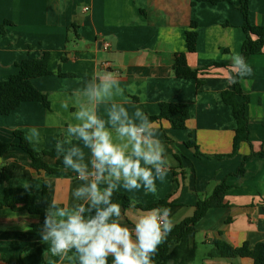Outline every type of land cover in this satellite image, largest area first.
Segmentation results:
<instances>
[{
	"label": "crops",
	"instance_id": "crops-1",
	"mask_svg": "<svg viewBox=\"0 0 264 264\" xmlns=\"http://www.w3.org/2000/svg\"><path fill=\"white\" fill-rule=\"evenodd\" d=\"M195 0H0V81L17 73V64L25 59L50 56L52 75L32 80L48 96L49 108L40 102L23 103L7 116L0 115V141L17 144L14 131L24 137L36 127L42 142L30 143L37 154L55 150L64 140V129L74 122L72 107L95 75L112 73L119 78L123 95L115 97L129 112L137 107L149 117L160 113L161 103H184L190 118L186 130H176L167 120L154 121L159 138L167 147L174 164L166 180L157 181L156 194L139 191L119 192L151 205L168 199L174 225L191 218L199 200L209 197L216 186L226 181L229 189L224 205L210 208L196 228L190 247L197 246L194 264H253L250 258L208 259L206 253L214 240L220 239L239 247L245 242L264 243V48L250 57L251 76L244 77L242 89L250 97L247 114L250 142L242 144L239 155L233 151L236 121L231 106L224 103L222 92L232 88L228 83L231 61L240 53L245 40L242 29L241 0L217 5L193 4ZM249 18L253 25L264 26V0H248ZM85 7L89 11L85 12ZM197 24L196 52L187 51L186 32ZM4 28L5 32L1 31ZM186 52L193 69L211 67L194 79H179L173 64L178 53ZM69 103L65 110L61 105ZM98 113L106 118L105 108ZM194 137L196 147L186 145ZM73 144L81 142L73 139ZM87 152V150H85ZM255 155L237 174L242 157ZM263 154V156H260ZM87 159V157H86ZM57 166V158L45 157ZM6 168L7 180L1 174ZM48 184L51 201L62 206L78 203L71 195L80 181L76 174L62 167L58 173L36 171L28 155L13 146L0 155V200L21 194H33L42 207V191ZM31 185L26 189L24 185ZM103 187V185H102ZM50 201V202H51ZM125 223L130 227L143 212L137 206L124 209ZM38 217L24 209H0V264H77L73 259L51 255L48 244L39 235L23 237ZM204 251H200V250ZM201 252L200 255L198 253Z\"/></svg>",
	"mask_w": 264,
	"mask_h": 264
},
{
	"label": "clouds",
	"instance_id": "clouds-1",
	"mask_svg": "<svg viewBox=\"0 0 264 264\" xmlns=\"http://www.w3.org/2000/svg\"><path fill=\"white\" fill-rule=\"evenodd\" d=\"M228 59L230 85L252 75L242 54L233 51ZM78 94L82 99L72 105L74 122L64 129L66 138L57 141L55 154L83 182L71 193L79 202L67 206L56 200L48 202L40 242L48 244L47 251L61 261L73 259L69 253H74L77 264H155L160 246L175 226L171 210L143 211L130 227L125 223V210L113 196L121 188L156 194L157 181L166 180L174 161L154 121L139 107L130 113L115 102V97L123 95L118 77L93 75L83 89L72 93ZM100 105H108L106 118L97 111ZM61 106L67 110L69 103ZM73 139L81 143L73 144ZM25 140L40 144L39 129L28 128ZM137 203L129 199L130 208Z\"/></svg>",
	"mask_w": 264,
	"mask_h": 264
},
{
	"label": "trees",
	"instance_id": "trees-1",
	"mask_svg": "<svg viewBox=\"0 0 264 264\" xmlns=\"http://www.w3.org/2000/svg\"><path fill=\"white\" fill-rule=\"evenodd\" d=\"M223 2H230V0H195L194 5L198 3H209L217 5ZM240 11L243 15L242 29L245 33V40L242 46L241 54L245 57L246 62L254 55L262 53L264 48V26H255L251 23L249 18V3L248 0H241ZM197 24L191 23L190 30L186 32L187 51L189 53L196 52V45L198 33L196 31ZM2 32L4 28H1ZM50 56L43 55L38 59H25L17 64V73L10 76L6 81H0V115L7 116L14 110L27 102H40L46 108H49L48 96L38 90L32 83L33 79L46 77L52 75L49 69ZM227 63L213 64L212 66L193 69L188 65L186 52L178 53L176 55L173 70L175 76L179 79H194L197 81L198 88L202 85L199 80V75L205 71H209L211 67H226ZM222 99L224 103L231 106L234 119L236 121L235 136L233 139V151L228 156L222 158H232L239 155L242 144L250 142V124L247 114V108L250 103V97L244 93L241 82L232 84V88L222 92ZM190 118L189 106L184 103H161L160 113L157 116L150 117L153 121L167 120L174 129L186 130V123ZM14 136L18 143H5L0 141V155H5L13 146L19 147L24 151L30 160L31 166L36 171H45L47 173H58L62 170L63 164L61 159H58L55 150L51 152H43L37 154L30 143L25 140L22 132L14 131ZM186 145L196 147L194 137L192 140L186 142ZM57 158V166H50L45 157ZM255 155L242 157L241 165L237 174H243L245 171L246 162ZM263 156V154H260ZM1 174L5 180L9 178L6 168L1 170ZM229 189L226 181L222 182L214 189L213 193L196 204L194 215L179 224L175 225L172 232L169 234L166 242L159 248L158 255L154 258L155 264H194L197 259V246L190 247V242L196 234L198 223L204 219L210 208L223 207L225 195ZM129 196L118 192L113 196L114 202H119L123 209L129 208ZM51 201L48 184L45 183L42 191L41 205L38 207L37 200L33 194H21L13 198L6 197L0 200V209L4 207L13 210L24 209L30 214L38 217V222L31 226V229L22 234L23 237L29 235H39L44 218L45 209L48 202ZM139 209L147 211L159 207H172L168 203V199L161 200L158 203L151 205H137ZM208 259L217 258H250L253 264H264V243H257L251 245L245 242L239 247H234L224 240L216 239L211 244V249L205 255ZM8 264H15V262L5 259Z\"/></svg>",
	"mask_w": 264,
	"mask_h": 264
},
{
	"label": "built area",
	"instance_id": "built-area-1",
	"mask_svg": "<svg viewBox=\"0 0 264 264\" xmlns=\"http://www.w3.org/2000/svg\"><path fill=\"white\" fill-rule=\"evenodd\" d=\"M84 11L85 12L89 11V8L88 7H85Z\"/></svg>",
	"mask_w": 264,
	"mask_h": 264
},
{
	"label": "rangeland",
	"instance_id": "rangeland-1",
	"mask_svg": "<svg viewBox=\"0 0 264 264\" xmlns=\"http://www.w3.org/2000/svg\"><path fill=\"white\" fill-rule=\"evenodd\" d=\"M200 251H204V249L203 250L201 249ZM200 254H201V252L198 253V255H200Z\"/></svg>",
	"mask_w": 264,
	"mask_h": 264
}]
</instances>
